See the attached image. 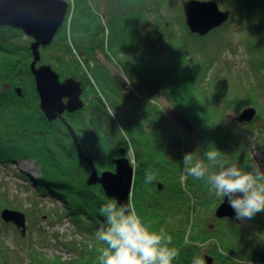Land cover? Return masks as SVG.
<instances>
[{"label":"trees","instance_id":"trees-1","mask_svg":"<svg viewBox=\"0 0 264 264\" xmlns=\"http://www.w3.org/2000/svg\"><path fill=\"white\" fill-rule=\"evenodd\" d=\"M216 2L231 15L201 38L185 28L179 0H73L69 26L64 22L50 45L40 49L39 65L49 66L61 81H75L82 95L90 96L87 109L64 116L82 156L99 174L114 172L118 151H132L136 177L131 202L150 229L163 228L172 237L171 246L179 250L173 264H191L194 256L208 257L211 264H264V212L238 223L215 220L222 198L203 180L180 179L184 154L198 146L202 158L215 148L222 153L220 163L246 166L251 157L244 140L264 136V123L252 126L264 120L259 105L264 100V0ZM22 36L0 27V165L33 160L40 176L20 178L37 199L61 201L62 206L51 208L50 220L68 221L91 244L79 249L62 244L72 254L63 262L29 240L24 247L6 246L0 234V264H98L102 245L95 232L104 219L99 208L111 198L99 186H86L91 168L66 128L44 121L31 88L33 42ZM239 49L247 66L232 73L224 55ZM97 55L122 73L128 94L114 87L105 67L96 65ZM15 88H21L22 97ZM160 101L183 115L190 134L165 115ZM248 106L257 111L253 124L232 123L230 117ZM33 116L44 122L36 129L29 125ZM146 170L155 174L150 183L145 182Z\"/></svg>","mask_w":264,"mask_h":264},{"label":"water","instance_id":"water-1","mask_svg":"<svg viewBox=\"0 0 264 264\" xmlns=\"http://www.w3.org/2000/svg\"><path fill=\"white\" fill-rule=\"evenodd\" d=\"M181 7L187 30L199 37H204L212 30L222 26L230 15L229 11H220L214 0L181 1ZM66 13L67 4L62 0H0V27L9 26L20 29L33 40L30 46L33 55L30 71L34 75L41 110L49 121L62 120L61 116L65 111L73 113L83 107L80 101L79 84L71 79L60 82L56 73L49 66L43 65L36 69V64L40 60L38 49L53 41L65 21ZM113 83L121 91L126 89V82L119 76L113 78ZM63 100L66 101L65 104ZM165 112L184 131L188 133L192 131V127L180 112L171 108H167ZM254 115L255 111L252 108H247L235 120L239 123H247L253 119ZM67 129L79 157L85 160L92 170L88 184H100L107 197L127 202L133 178V169L129 161L125 158L114 160V173L104 172L98 178L90 161L82 156L74 133L69 127ZM121 154L124 152L122 151ZM158 188L160 189L161 186L159 185ZM214 217L217 220L228 219L235 223L238 222L226 199L215 209ZM0 220L4 224L12 223L19 235L24 236L26 230L24 214L3 209ZM204 260L207 264L211 263L207 257H204Z\"/></svg>","mask_w":264,"mask_h":264},{"label":"clouds","instance_id":"clouds-1","mask_svg":"<svg viewBox=\"0 0 264 264\" xmlns=\"http://www.w3.org/2000/svg\"><path fill=\"white\" fill-rule=\"evenodd\" d=\"M196 152L183 156L186 177L203 180L216 197L226 199L237 220H249L264 212V169L258 163H220L222 153L215 148L204 151L203 159ZM144 178L150 183L155 174L146 170ZM99 214L104 219L95 232L102 245L98 264H173L178 258L179 250L171 246L172 237L163 228L150 229L131 199H110L101 205ZM191 264H205V260L194 256Z\"/></svg>","mask_w":264,"mask_h":264},{"label":"rangeland","instance_id":"rangeland-1","mask_svg":"<svg viewBox=\"0 0 264 264\" xmlns=\"http://www.w3.org/2000/svg\"><path fill=\"white\" fill-rule=\"evenodd\" d=\"M62 1H64V0H62ZM64 2L67 4V7L70 8L67 11V17L64 21V22H68L67 26H69V22H70V18H71V6H72L71 3H73V0H66ZM179 3H181V0H179ZM63 25H64V23H63ZM1 28H10V29L21 31L20 29H15V28L9 27V26H1ZM67 31H68V27H67L66 33H67ZM22 35H24L21 37L23 41H26V39L29 38L23 32H22ZM29 39L32 40V38H29ZM32 42H33V40H32ZM49 45L41 46L38 49V53L40 52L41 48H46ZM30 51H31V47H30ZM31 54H32V51H31ZM74 55L78 59V56L75 52H74ZM39 57H40V53H39ZM96 59L98 61V64H96V65H98L99 67H102V68L105 67L107 69V71L109 72V74L111 76H113L112 81H113V78L117 77V76H119L123 79L122 73H120V71L116 67H114L113 64L109 63L107 61V59H104L102 56H99V55H97ZM32 60H33V55H32ZM243 60L245 61V56L243 55L241 49H239V51L236 52L235 54H232L231 52H227L224 55V61L223 62L227 63V61H231V67H233L231 72L234 73L237 70H241V69L245 70L247 64H245V62L243 63ZM78 61H79L78 64H82L81 58L78 59ZM39 62H40V60H39ZM39 62L36 64V69L40 66H43V65H39ZM31 63H30V65H31ZM218 68H221V66H218ZM29 70H30V66H29ZM30 74L32 76V82H33L31 88H33V92H35L36 97L38 99L36 106L38 107V110L40 111L43 118L45 119L44 121L47 122L46 124H48V125H51L52 123H56V122L62 124L66 128L67 134L69 135V137L71 138V140L74 144V141H73V139H72V137H71V135L67 129V127H69L70 129H71V127L68 124V121H67L66 117L64 116V114H67V115L76 114L77 112L81 111L84 106L87 109V106H88L87 104L89 103V99H90L89 97L90 96L86 95L85 93L82 95V91H81L82 96L80 95V101L82 102V104H84L82 108H80L79 110H77L73 113H69V112L65 111L61 116L62 120L64 122L60 119H54L52 121H49L46 118L45 114L42 112L41 107H40L41 102H40V97H39L37 90H36V83H35L34 75L31 73V71H30ZM231 76L234 77V75H231ZM88 77L91 78L90 75H88ZM59 81L63 82L60 79H59ZM8 87H9V85L7 84L6 88H8ZM79 87L81 90V86H79ZM114 87H115V85H114ZM117 90L120 92L128 94L130 89H129V85H128V86H126V89L124 91H121L119 89H117ZM14 92L16 93L18 98L22 97L21 88H15ZM63 102L65 104L66 101L63 100ZM160 102H161V104H160L161 107L162 108L164 107L163 109L168 107L166 102H164V101H160ZM259 105L261 106L260 108L262 110H264V100L259 101ZM247 108H252L255 111V115H254L253 119L247 123L237 122L235 119L239 116V114L244 109H247ZM86 113L89 116L88 110L85 111V114ZM165 115L169 118V116L166 113H165ZM257 116L258 115H257L256 109L251 107V106H248V107L242 108L235 115L231 116L230 120L232 123H234L236 125H242V124H244V125L251 124L252 125L253 120ZM38 118H39V120H35L34 116L32 118H30L29 125H30V123H32V126L30 125L32 129H36L44 123L43 121L40 120L41 119L40 116ZM261 123H264L263 119L260 120V122L258 124H253L252 126H258ZM177 128L179 129L178 126H177ZM185 133H187V132H185ZM76 140H77V138H76ZM77 143H78V140H77ZM244 145H245V149L247 150L249 156L251 157V160H254L256 163H258L260 165L261 169H264V136H257L256 134L253 136H248V138L246 137V139L244 140ZM74 147H75V144H74ZM75 149H76V147H75ZM195 150L197 151V155L201 159H203L202 155L199 152V150H200L199 146L197 148H195ZM121 152H122V150L118 151L117 159L125 158L127 160H130V165L133 169V171H132V174H133L132 185H131V190L129 193V199H131L132 198V187L134 184V179L136 177L135 176L136 164L134 162V158H133V154H132L131 150H128L127 153H125L123 151L124 154H121ZM114 167H115V165H114ZM182 172L183 173H182L180 179L182 181H184L185 174H184V171H182ZM23 174L24 175L27 174L32 179H37L40 176V170H39V167L37 166V164H35V162L33 160L17 161L15 163H13L12 165H10L8 168H6L3 165H0V205L1 206L2 205L9 206L11 204L10 205L11 208H2L1 207L0 208V214L2 212V209L13 210V211L20 212V213L24 214L25 215V228H26L24 236L21 237L12 223L8 224L10 227H5L6 225L3 224V222L0 220V234L4 238L5 245L9 246V247H13V246L21 247V246H23L24 242L29 240V241L35 243V247L38 250L42 251L44 254H46L48 256H52V255L56 254V255L61 257L63 262L69 260L70 258H72V254H70L69 251L64 249L62 247V244L67 245V244L72 243L74 245L75 249H79L80 247L85 245L84 243H87V240L84 237V234L78 233L77 230L74 229L73 226L68 221H63V223H61V224H55V222L53 220H50L51 208H54L55 205L56 206H62V202L57 200V199L51 200L50 198L49 199H45V198L44 199H37L36 194H35V190L32 189L30 187V185H28L23 179L20 178ZM101 174H99L96 171V175L98 176V178L100 177ZM91 175H92V170L90 169V174H89L88 178L86 179V183H85L86 186L88 188L99 186L101 188V190L103 191L100 184H94V185L88 184V180H89ZM159 185L161 186L160 189L158 188ZM157 190H159V191L162 190L161 184L157 185ZM111 199H113V198H111ZM4 201H8L9 205L4 203ZM36 201L39 204V208L37 207L38 205H36ZM35 205H36V207H35ZM26 212L29 214L28 217L34 218L33 221H29V218H27V216H26ZM213 218L215 220H217L214 217V213H213ZM210 226H211V228H209V230H213V226L212 225H210ZM52 237H55L57 239H54ZM55 240H57V244H56ZM90 244H91V242L87 243L86 245L89 246ZM55 246H57V247H55Z\"/></svg>","mask_w":264,"mask_h":264},{"label":"bare ground","instance_id":"bare-ground-1","mask_svg":"<svg viewBox=\"0 0 264 264\" xmlns=\"http://www.w3.org/2000/svg\"><path fill=\"white\" fill-rule=\"evenodd\" d=\"M124 81L126 82V84H127V86H128V83H127V81L124 79ZM222 201H223V199H222ZM222 201H221V203H222Z\"/></svg>","mask_w":264,"mask_h":264}]
</instances>
